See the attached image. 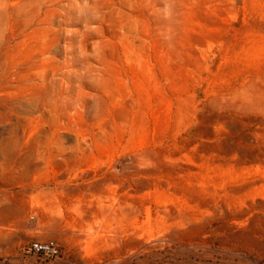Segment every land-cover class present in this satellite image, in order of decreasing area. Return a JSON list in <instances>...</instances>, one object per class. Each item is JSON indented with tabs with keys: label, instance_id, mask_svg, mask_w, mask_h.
<instances>
[{
	"label": "rangeland",
	"instance_id": "rangeland-1",
	"mask_svg": "<svg viewBox=\"0 0 264 264\" xmlns=\"http://www.w3.org/2000/svg\"><path fill=\"white\" fill-rule=\"evenodd\" d=\"M0 264H264V0H0Z\"/></svg>",
	"mask_w": 264,
	"mask_h": 264
},
{
	"label": "built area",
	"instance_id": "built-area-1",
	"mask_svg": "<svg viewBox=\"0 0 264 264\" xmlns=\"http://www.w3.org/2000/svg\"><path fill=\"white\" fill-rule=\"evenodd\" d=\"M29 251L37 256L46 258L47 260L57 259L60 255V250L56 242L53 240L33 241L29 246Z\"/></svg>",
	"mask_w": 264,
	"mask_h": 264
}]
</instances>
